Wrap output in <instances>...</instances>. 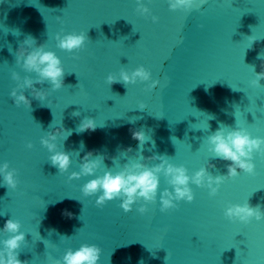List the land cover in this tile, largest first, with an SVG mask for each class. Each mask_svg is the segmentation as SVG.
<instances>
[{
	"label": "water",
	"instance_id": "1",
	"mask_svg": "<svg viewBox=\"0 0 264 264\" xmlns=\"http://www.w3.org/2000/svg\"><path fill=\"white\" fill-rule=\"evenodd\" d=\"M138 3L149 12L140 14ZM169 4L0 0V167L7 162L9 170L16 169L18 182L9 188L0 173V230L8 219L20 222L25 233L17 250L21 261L56 264L68 248L87 243L102 249L98 264H264V219L244 223L224 215L229 205L245 201L264 211L261 152H253L254 174L238 169L239 175L226 178L214 196L190 181L193 201H174L178 206L166 211L160 210V194L173 189L163 173L156 199L140 198L128 212L120 207L121 197L97 206L102 190L82 193L87 181L105 171L115 174L137 161L159 163L140 154L165 155L189 176L201 167L224 175L231 162L209 151L208 136L220 127H240L253 138H264V79L260 86L251 84V66L264 71V0H206L203 5L194 0L189 10H172ZM58 32H84L88 39L69 52L57 46ZM28 36L53 51L64 69L60 89L48 81L34 85L47 92L43 101L23 89L30 107L17 106L11 96L24 77L38 78L16 63L15 53ZM141 65L160 81L155 89L147 88L151 81L107 83L110 73L119 78L121 69L131 73ZM141 103L145 110L139 109ZM77 111L80 115L74 116ZM84 117L96 121L94 131H77ZM61 124L71 132L55 141L57 151L70 155L63 173L41 144V137ZM139 129L151 137L142 148L130 131ZM89 151L93 159L104 157L96 172L69 180ZM141 205L144 213L138 211ZM9 235L0 231V248Z\"/></svg>",
	"mask_w": 264,
	"mask_h": 264
},
{
	"label": "clouds",
	"instance_id": "2",
	"mask_svg": "<svg viewBox=\"0 0 264 264\" xmlns=\"http://www.w3.org/2000/svg\"><path fill=\"white\" fill-rule=\"evenodd\" d=\"M194 0H170L169 7L172 10L184 9L189 10L193 7ZM201 5L206 3V0H200ZM137 11L140 14H147L149 9L142 3H138ZM59 19V17H57ZM155 22L158 18L153 16ZM251 37V36H249ZM88 39L87 34L81 32L68 33L61 36L58 32L56 34L57 46L61 49L69 52L74 49H80L83 47L85 40ZM257 39L252 38V42ZM16 63L27 72H35L37 79L34 81L32 78L26 76L23 78L22 83L17 84V88L21 89L19 94L17 88H13L11 96L14 98V103L19 106L23 103L25 106L30 107L31 101L25 95L23 89H31L32 96L43 101L47 97V92L43 89H37L35 84H42L44 81H48L51 87L56 90L63 87L64 69L61 65L60 58L53 51H46L44 45H36L33 37L28 36L20 44L16 53ZM262 58V57H258ZM264 66V65H262ZM255 79L251 81L254 86H260V81L264 79V71L255 72L254 66H251ZM12 78L20 81L18 73L13 72ZM107 83L111 86L114 83L122 82L125 86L132 83H136L137 80L141 82L151 81L147 85L149 90L155 89L160 81L152 80L151 72L147 70L143 65L137 67L131 73L121 69L119 78L113 74L107 76ZM235 90V89H233ZM139 109L145 110L146 105L141 103ZM74 116H79L80 113L74 112ZM97 127L96 121L91 117H84L77 127L78 132H84L86 130L94 131ZM132 139L139 142L142 148L145 142L150 141L151 137H148L143 129L130 130ZM65 133H67L65 135ZM71 134L70 131H66L61 124L54 130L49 131L46 136L41 137V144L46 146L49 152L52 153L50 161L54 167H58L59 172L63 173L67 171L71 163L69 153L65 151H57V144L55 141L58 137H62L66 140ZM209 151L214 153L215 157H218L225 161H230L227 164V173L224 175L213 176L207 170V167H201L194 174L189 176L187 169L183 166L174 165L169 161V158L165 155H152L145 158L140 154L143 160H158L159 163H155L149 166L146 163L132 162L123 165L121 171L113 174L110 170L105 171L102 176H96L93 179L87 181L82 187V193L84 196H91L100 192L95 203L97 206H103L107 201L117 197L122 198L120 207L125 212L131 211L133 204L140 198H143L146 202H151L156 199L160 179L159 174L163 173L167 179L168 184L172 186L173 190L165 188L160 194L161 211H166L170 208H176L178 205L174 201L186 200L188 202L193 201L194 194L189 187V182L196 184L197 186L207 187L210 189V195H215L219 189V186L226 178H234L239 175L238 169L248 174L255 173V165L252 162L253 152H261L264 154V138H253L249 132L240 127L226 128L220 127L213 134L208 136ZM153 147L155 146L154 141ZM28 148L32 147L29 142ZM83 148V143H81ZM132 149L129 147L128 151ZM78 154V153H77ZM93 153L87 152L80 164V171H73L68 179L80 178L82 175H93L96 169L99 167L104 157L97 155L95 159L92 158ZM213 167L214 165H208ZM0 173H3L4 183L12 189L17 187V179L15 176L16 169L9 170V164L5 162L0 167ZM140 213L146 211V206L141 205L138 209ZM65 215L72 216V213L65 210ZM224 215L230 220H239L244 223H248L253 217L259 221L264 219V211L260 205L253 207L248 201L243 204H231L224 212ZM21 224L18 220L8 219L2 230L10 235L2 241L3 248H0V264H27V261H21L18 259L19 252L17 251L22 242L25 241V233L20 231ZM64 237V236H62ZM66 238V237H65ZM102 249L95 244H82L79 248L73 250L68 248L61 260H57L56 264H98Z\"/></svg>",
	"mask_w": 264,
	"mask_h": 264
}]
</instances>
